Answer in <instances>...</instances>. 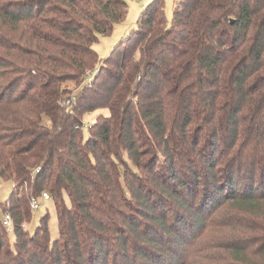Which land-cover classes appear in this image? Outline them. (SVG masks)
I'll list each match as a JSON object with an SVG mask.
<instances>
[{
	"label": "trees",
	"instance_id": "16d2710c",
	"mask_svg": "<svg viewBox=\"0 0 264 264\" xmlns=\"http://www.w3.org/2000/svg\"><path fill=\"white\" fill-rule=\"evenodd\" d=\"M127 11L0 0V264H264V0H153L100 59Z\"/></svg>",
	"mask_w": 264,
	"mask_h": 264
},
{
	"label": "rangeland",
	"instance_id": "374dc122",
	"mask_svg": "<svg viewBox=\"0 0 264 264\" xmlns=\"http://www.w3.org/2000/svg\"><path fill=\"white\" fill-rule=\"evenodd\" d=\"M152 1L153 0H126L128 4V11L125 20L122 23L117 24L110 35L101 36L99 41L94 44V48L97 51L100 59L107 58L117 46V44L122 42V40L125 39L134 28H136L142 10ZM177 1L178 0H163L166 16L170 24L172 23ZM70 88L73 92L70 96L72 101H74L75 95L80 89V87L76 88L74 85H71ZM66 105H69L67 101ZM99 114L108 115V112L102 110L87 114L84 117V122L86 124L95 122ZM12 191L13 182L5 181L0 178V203L6 202L9 199ZM39 202L40 207L39 209L33 210L32 220L29 224H27L26 228L29 233L33 234L36 228L39 226L41 217L48 213L50 215V230L52 238H57L58 222L55 204L52 200L43 201L42 199H39ZM12 238L14 239V236Z\"/></svg>",
	"mask_w": 264,
	"mask_h": 264
},
{
	"label": "built area",
	"instance_id": "2783aa9c",
	"mask_svg": "<svg viewBox=\"0 0 264 264\" xmlns=\"http://www.w3.org/2000/svg\"><path fill=\"white\" fill-rule=\"evenodd\" d=\"M88 74H91V73L88 72ZM67 102L70 104V101H67ZM39 199H42L43 201H49L51 199V196L48 192H44L41 196L32 197L30 204H31V208L33 210L39 209V207H40ZM3 226H4L5 231L8 235H12L14 233V222H13V218L9 212H6L3 215Z\"/></svg>",
	"mask_w": 264,
	"mask_h": 264
}]
</instances>
